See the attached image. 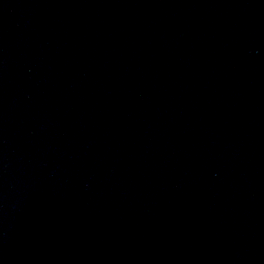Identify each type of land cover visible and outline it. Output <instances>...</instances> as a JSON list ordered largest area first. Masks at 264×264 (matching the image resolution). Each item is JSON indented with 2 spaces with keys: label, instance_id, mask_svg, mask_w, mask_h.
<instances>
[{
  "label": "water",
  "instance_id": "obj_1",
  "mask_svg": "<svg viewBox=\"0 0 264 264\" xmlns=\"http://www.w3.org/2000/svg\"><path fill=\"white\" fill-rule=\"evenodd\" d=\"M0 264H264V0H0Z\"/></svg>",
  "mask_w": 264,
  "mask_h": 264
}]
</instances>
